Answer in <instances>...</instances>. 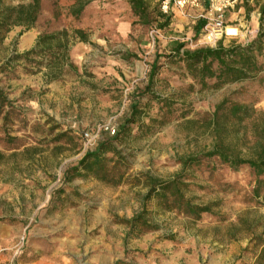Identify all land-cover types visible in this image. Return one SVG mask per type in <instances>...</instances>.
<instances>
[{
    "label": "rangeland",
    "instance_id": "rangeland-1",
    "mask_svg": "<svg viewBox=\"0 0 264 264\" xmlns=\"http://www.w3.org/2000/svg\"><path fill=\"white\" fill-rule=\"evenodd\" d=\"M147 1L154 12L153 23L143 24L124 5L121 18L134 22L132 33L118 46L96 40L79 70L69 57L75 44L72 33L69 63L61 69L50 68L48 57H37L31 59L39 64L21 61L0 72V87L12 104L8 117L0 116V215L17 217L28 227L24 248L39 249L60 264H252L240 256L253 233L264 231V177L258 185L249 167L235 172L218 158L193 165L186 171L188 197L214 206L198 220L160 209L156 197L146 201L144 177L167 180L182 170L181 159L210 150L213 138L207 123L224 100L264 111V85L244 82L202 89L194 84L186 76L185 65L165 55L177 43L190 50L214 46L204 39L205 27L199 36L193 31L200 20L212 22L214 17L204 3L165 14L160 0ZM73 4L74 0H47V7L59 16L66 15ZM158 13L170 17L169 26L161 28ZM258 14L255 0L248 6L238 0L224 19L226 27L239 33L225 34L226 43L255 39L260 29ZM22 31L14 28L0 44V67L19 54ZM157 55L162 58L154 86L139 98L145 126L133 125L125 140L114 143L126 159L106 155L107 181L82 173L69 182L67 172L100 142L114 136L106 128L117 130L129 116L133 97L146 90ZM102 56H121L124 61L117 70L119 78L105 84L96 82L91 72L94 61ZM59 80L62 86L51 97L49 89ZM14 92L29 105L61 106L68 127L56 125L45 113L35 117L30 111L33 106L21 111ZM153 96L168 100L169 105L154 101ZM85 134L93 141L88 142ZM141 213L143 219L132 232L129 223Z\"/></svg>",
    "mask_w": 264,
    "mask_h": 264
},
{
    "label": "trees",
    "instance_id": "trees-1",
    "mask_svg": "<svg viewBox=\"0 0 264 264\" xmlns=\"http://www.w3.org/2000/svg\"><path fill=\"white\" fill-rule=\"evenodd\" d=\"M74 1L70 14L76 19H80L85 8L93 0ZM243 1L248 6L250 0ZM255 1L259 8L260 29L252 41L242 43L232 39L226 43V38H223L215 46H202L194 50L185 49L183 43H177L171 54L165 55V57L168 60L183 63L186 76L202 89L211 86L219 89L229 84L244 82L264 85V0ZM129 3L133 14L143 21V24L153 23L151 19H153L154 12L151 11L147 0H130ZM40 12L41 0H12L11 3L0 0V44H3L7 34L16 27L23 28L22 33L33 29ZM159 18L163 19L161 28L170 25L169 16L158 13L156 19ZM206 25L207 20H200L196 24V36L202 33ZM72 38L73 40L79 39L84 43L89 42L87 36L80 30L74 31ZM70 42L67 31L57 35H42L32 50L24 54H14L3 67H0V72H8L9 68L21 61L39 64L31 59L37 57H48L51 60L49 61L50 68L61 69L63 65L69 63ZM161 58V55L155 57L146 90L137 97H133L129 116H126L117 128L115 135L100 142L94 151L87 152L78 165L67 172L66 176L69 182L75 178H81L82 173L92 174L101 181H107L106 155L112 154V158L116 157L117 160L126 159L114 143L122 141L123 138L125 140L130 135L133 125L138 124L139 129L145 126L142 122L145 113L139 98L144 97L154 86ZM52 79H54L53 76ZM211 83L212 85H210ZM190 88L193 89L194 86L191 85ZM153 97L154 101L169 105L168 100L158 96ZM9 108H12V104L6 92L0 87V116L4 113V120L10 114ZM207 127L213 138L211 149L200 155L181 159L179 162L182 164V170L167 180H157L151 176H145L144 182L148 188L145 196L146 201L156 197L160 209L180 211L196 220L200 219L203 214L211 213L213 205H202L188 197L189 185L186 180V171L193 165H199L205 159L218 158L222 164L229 166L235 172L247 166L254 172L257 184L260 185L263 182L264 111L258 112L252 106L229 104L228 100H224L216 107ZM66 135V132L62 133L60 139ZM254 193L257 197L260 196L259 187L254 189ZM143 215L141 213L130 221L132 232L141 223ZM253 228L254 225H252ZM240 259L245 263L248 259L252 260V264H264V231L253 233L247 247L243 249Z\"/></svg>",
    "mask_w": 264,
    "mask_h": 264
},
{
    "label": "crops",
    "instance_id": "crops-1",
    "mask_svg": "<svg viewBox=\"0 0 264 264\" xmlns=\"http://www.w3.org/2000/svg\"><path fill=\"white\" fill-rule=\"evenodd\" d=\"M129 1L127 0L126 4H124L123 0H113L105 4L102 3V0H93L85 8L81 18L76 19L70 14L71 7L74 4L66 12V15L59 16L53 7H47V0H41V12L38 21L32 30L22 34L17 45V53L24 54L32 50L36 46L38 38L42 35H57L67 31L70 37V34L74 31L80 30L87 36L89 42L84 43L76 39L69 55L71 62L79 70L78 67H83L89 52L92 50V43H95L96 40L101 42V44L109 42V44L118 46L132 33L134 22L121 18L124 5L128 10H131ZM40 23L41 25L39 26ZM193 31H195V27ZM88 33H91V36L93 35V39L90 38V35L88 36ZM123 64L124 61L121 56L114 58L102 56L94 61L91 66V72L96 82L105 84L109 79L119 78L117 70L119 67L122 68ZM121 72H124V70ZM58 83L59 85L49 89L51 97L56 96L55 90L61 88V80ZM12 96L18 98L15 104L19 106L18 108L21 111H28L26 107L33 106L30 111L35 114V117L39 116L40 112L45 113L47 118H51L52 122H56V125L68 127L64 122V109L61 106L53 108L50 105H42L39 102H32L29 105V101L25 102L19 92H14ZM53 195L52 192L47 202H51ZM27 230L28 227L24 226L17 217L0 215V264H60L46 253H40L39 249L24 248L22 243L25 240Z\"/></svg>",
    "mask_w": 264,
    "mask_h": 264
},
{
    "label": "built area",
    "instance_id": "built-area-1",
    "mask_svg": "<svg viewBox=\"0 0 264 264\" xmlns=\"http://www.w3.org/2000/svg\"><path fill=\"white\" fill-rule=\"evenodd\" d=\"M161 10L167 14L174 8L185 9L186 7H197L203 5L207 9L208 14L214 17L212 22L207 21L204 29V39L209 45H216L224 35H227V27L225 25V13L235 6L238 0H160ZM109 133L115 135L116 128L110 126L106 128ZM88 142H92L93 138L89 134H85ZM24 245V242L22 243ZM23 249V248H22Z\"/></svg>",
    "mask_w": 264,
    "mask_h": 264
},
{
    "label": "bare ground",
    "instance_id": "bare-ground-1",
    "mask_svg": "<svg viewBox=\"0 0 264 264\" xmlns=\"http://www.w3.org/2000/svg\"><path fill=\"white\" fill-rule=\"evenodd\" d=\"M239 31L234 27H227L228 36H237Z\"/></svg>",
    "mask_w": 264,
    "mask_h": 264
}]
</instances>
